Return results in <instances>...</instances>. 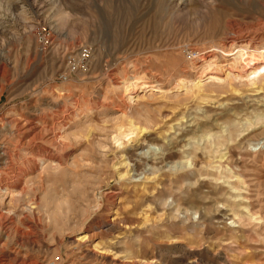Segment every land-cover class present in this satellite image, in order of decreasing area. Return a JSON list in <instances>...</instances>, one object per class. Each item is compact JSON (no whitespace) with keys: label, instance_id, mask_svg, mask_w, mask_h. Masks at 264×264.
Masks as SVG:
<instances>
[{"label":"rangeland","instance_id":"374dc122","mask_svg":"<svg viewBox=\"0 0 264 264\" xmlns=\"http://www.w3.org/2000/svg\"><path fill=\"white\" fill-rule=\"evenodd\" d=\"M27 119L28 264H264V0H0V150Z\"/></svg>","mask_w":264,"mask_h":264},{"label":"bare ground","instance_id":"6f19581e","mask_svg":"<svg viewBox=\"0 0 264 264\" xmlns=\"http://www.w3.org/2000/svg\"><path fill=\"white\" fill-rule=\"evenodd\" d=\"M239 52H240L239 55L242 59L240 60L242 61V66H240L241 69L243 68V70H245L244 69L245 67H250V66L253 69H255L257 59H256L254 52H246L244 50H241ZM207 68L208 70H211V68L210 69L209 67ZM213 70L210 71L211 73H209V76L206 79H210V80L214 79V75H216V72H215L216 70L214 71ZM238 70L240 71V69ZM241 72L242 71H240V73ZM17 127H18L17 134L15 133L16 134V141H15L16 147H14L13 150L8 149L7 147H3L0 150V200H2L0 201V243H1L0 244V255L2 258H4L3 256L7 255V259L5 260H6V263L8 264H14L15 262H17V259H19L18 260L19 264H28L29 254H28L27 248L29 246V219L26 218V216L21 218L19 222L23 224L24 226L23 228H21L14 222L13 218L10 216L13 209H15L17 205V204L14 205V203L19 198L14 195L15 193L14 191L20 190V194L24 192V189H25V188L23 189L24 187L23 185L25 182L24 179L26 175L29 173V169L37 168L38 167L37 165L39 164V162L40 161L42 162L43 159H40V158L44 157L49 161L53 160V158L43 147L37 145L36 143V140L39 139V136L43 134L41 131H39L41 130V128L38 130L39 134H37V132L35 131L38 129V126L36 124H33L31 121H29V119L23 121ZM56 136L55 135H51L49 137L46 136L47 139L46 138L45 139L48 142H52V144L56 145L58 149L60 140L58 143ZM29 153L32 156L31 155L29 156ZM36 157H40V158H36ZM37 159H39V161ZM201 180L205 181L207 180V178L206 179L203 178ZM6 196L11 197L10 203H9V207L11 209L3 211L4 205H3V199L1 198L6 197ZM8 242H11L10 246H7ZM0 264H4V263H0Z\"/></svg>","mask_w":264,"mask_h":264},{"label":"built area","instance_id":"2783aa9c","mask_svg":"<svg viewBox=\"0 0 264 264\" xmlns=\"http://www.w3.org/2000/svg\"><path fill=\"white\" fill-rule=\"evenodd\" d=\"M72 69H73V70L75 69L74 66L71 67V70H72Z\"/></svg>","mask_w":264,"mask_h":264}]
</instances>
